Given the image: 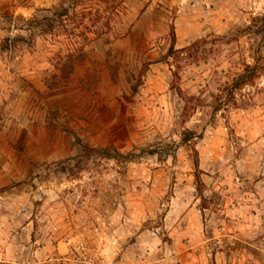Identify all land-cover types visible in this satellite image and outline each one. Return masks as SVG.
<instances>
[{"label": "rangeland", "instance_id": "obj_1", "mask_svg": "<svg viewBox=\"0 0 264 264\" xmlns=\"http://www.w3.org/2000/svg\"><path fill=\"white\" fill-rule=\"evenodd\" d=\"M72 4L65 30L31 33L13 8L0 19V120L23 89L33 92L19 111L33 129L7 130L26 161L4 211L29 222L15 242L26 248L10 250L8 264H64L51 260L57 240L68 241L71 264H131L141 232L172 243L165 215L179 187L187 183L184 192L219 217L226 201L239 199L242 170L256 180L264 156V35L252 21L264 16V0ZM211 11L227 27L217 31L205 17ZM188 12L203 19H186ZM69 56L80 59L66 74ZM254 63V79L232 88ZM17 221L11 237L21 236ZM34 239L45 247L39 259Z\"/></svg>", "mask_w": 264, "mask_h": 264}, {"label": "crops", "instance_id": "obj_2", "mask_svg": "<svg viewBox=\"0 0 264 264\" xmlns=\"http://www.w3.org/2000/svg\"><path fill=\"white\" fill-rule=\"evenodd\" d=\"M62 1L66 0H0V19L5 17L4 11L10 8L11 10L13 8L14 14L20 13L23 15L21 17H30L42 7L53 9ZM169 1L174 4L184 3L186 0ZM17 2L22 3L10 7L11 4H17ZM215 13L216 11H211V15L205 17L214 19V23H217L214 28L221 31L227 27L229 19L219 12ZM183 16H186V19H203L202 15L191 12ZM98 47L101 48L99 43ZM15 59L26 60V56L18 55ZM21 70L25 69L21 68ZM30 89L32 87L23 89L17 97L16 109L9 111L6 119L0 120V248L3 253L0 264H8L9 252L13 251L14 247L26 248L25 241L23 244L19 242L16 246L15 242L21 239L25 230H28L29 222L23 216L21 218L10 217L9 212L4 209L10 208L9 196L14 191L13 189L20 187L11 188L10 185L13 181H18L25 176L26 161L25 155H19L14 147L18 136L14 138L9 136L7 130L16 126L27 130L33 129L32 122L28 123L25 118L19 117V111L26 107L27 99L31 95L32 90ZM239 126L242 127L241 124ZM248 150L250 151L249 147ZM248 154L249 157L253 156ZM235 160L247 161L243 155H239ZM260 165V170L255 176L256 180H252L251 172L242 170L240 179L243 186L239 191V199L226 201L219 209V217L208 214L209 210L201 207L198 199L184 192L183 189L188 187L187 183L184 188L179 187V192H175L168 202L165 215V228L168 237L173 239L172 243L161 242L159 235L154 231L141 232L137 236L139 248L135 254L130 256L131 260L135 259L131 261V264H264V156ZM13 219H17V222L22 225L21 236L11 237L9 233ZM220 233L223 235L221 245L212 250L204 248L205 242ZM14 237L17 239L15 240ZM141 239H144V246H140L143 244V241L139 243ZM193 241L199 242L198 246H193ZM38 242L37 239L33 241L34 245ZM67 244L68 241L57 240L54 245L55 253L51 260H62L64 264H71ZM20 251L19 248L17 253L20 254ZM44 251L43 245L34 246L33 253L37 259L44 255Z\"/></svg>", "mask_w": 264, "mask_h": 264}, {"label": "trees", "instance_id": "obj_3", "mask_svg": "<svg viewBox=\"0 0 264 264\" xmlns=\"http://www.w3.org/2000/svg\"><path fill=\"white\" fill-rule=\"evenodd\" d=\"M74 0H68L66 5L59 9H40L37 12H46L48 14L41 15V16H33L32 18L25 19L23 17H20L25 23H26V29L32 33V31H35L36 29L40 33L47 32L51 29H53L56 24L61 25L64 30L65 26L62 25V23L66 20L63 18L68 17L70 9L72 7V2ZM253 26L257 25V33H261L264 35V16H259L253 18ZM249 28V27H248ZM100 34V33H99ZM171 37L174 40V33L171 31ZM173 49V45L171 44L170 50ZM80 57L74 58L73 56H69L67 58V61L62 65V71L63 73L70 74L73 71V65L74 62L78 61ZM257 63H254L253 65L246 64L244 66V70L242 73L237 74V76L234 78L232 82V88H238L244 84H247L248 82L252 81L254 77L257 75ZM190 136L188 134H184L182 137V142H187L189 140ZM149 153H156L155 150H149ZM126 160L130 159L128 156H125Z\"/></svg>", "mask_w": 264, "mask_h": 264}, {"label": "built area", "instance_id": "obj_4", "mask_svg": "<svg viewBox=\"0 0 264 264\" xmlns=\"http://www.w3.org/2000/svg\"><path fill=\"white\" fill-rule=\"evenodd\" d=\"M223 243V235L222 233L212 237L209 240V244H207L206 248L209 250H212L213 248H215L216 246H219ZM2 254L1 248H0V255Z\"/></svg>", "mask_w": 264, "mask_h": 264}]
</instances>
